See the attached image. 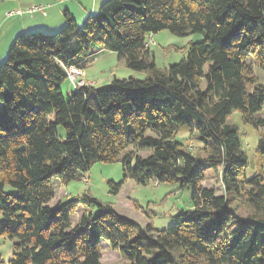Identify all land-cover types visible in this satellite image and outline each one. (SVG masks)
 Returning <instances> with one entry per match:
<instances>
[{
	"label": "trees",
	"instance_id": "obj_1",
	"mask_svg": "<svg viewBox=\"0 0 264 264\" xmlns=\"http://www.w3.org/2000/svg\"><path fill=\"white\" fill-rule=\"evenodd\" d=\"M64 16L55 32L18 33L0 64V236L13 241L8 264H102L101 240L123 264H264V133L247 176V154L228 120L238 112L264 127V84L253 75L255 65L264 68V0H104L81 26ZM163 29L203 38L159 69L144 42ZM95 48L146 76L63 92L67 69L86 68ZM181 133L198 143L195 152ZM120 153L125 179L191 187L190 207L171 226H141L88 192L50 205L54 182ZM206 168L218 173L223 194L201 184ZM121 183L109 181V193ZM239 198L249 216L232 206Z\"/></svg>",
	"mask_w": 264,
	"mask_h": 264
},
{
	"label": "rangeland",
	"instance_id": "obj_2",
	"mask_svg": "<svg viewBox=\"0 0 264 264\" xmlns=\"http://www.w3.org/2000/svg\"><path fill=\"white\" fill-rule=\"evenodd\" d=\"M10 0L0 1V64L7 58L8 48L14 41L18 33L22 32L21 25L30 24L31 22H41V26H52L58 22L60 15L66 22L64 13L67 11L75 20L76 24L81 26L84 19L89 15L96 13L97 9L104 0H44L43 3L48 5L46 15L34 14L31 18L30 14L7 16L11 10H26L28 6L22 3H10ZM28 3L32 0H23ZM78 12L84 16L78 17ZM65 25L63 23L56 30H59ZM47 28V27H46ZM49 31V32H54ZM154 44L150 47L154 62L157 68L164 69L168 65L178 62L185 54L187 46L190 42L201 41L203 34L199 32L189 33L187 35H176L167 29L158 31L152 35ZM86 70L85 68H76V73L67 72L68 80L62 84L63 92L67 89H73L75 81L86 75L85 81L90 85H101L106 83L113 77L127 78L134 76V78H144L146 76L144 71H135L128 68L122 60H118L116 54L106 50L98 51L93 49L89 56ZM247 61H251L248 58ZM81 75H79V72ZM253 75L256 80L264 84V68H259L256 65L253 67ZM102 80L101 83L93 82L92 80ZM259 116L264 117V112ZM229 122L237 125L238 137L243 144L248 158L247 176L253 174L256 170L255 166V149L259 134L264 133V127L255 129L250 124L244 123L238 112H233L229 118ZM57 134L59 137H64V129L61 126L57 127ZM184 144L189 145L194 149L198 148L196 141L187 139V133H181ZM192 149V150H193ZM124 153L118 155V160L114 162H94L87 171L81 173L80 177L72 179L67 183L54 182L55 196L50 205H54L58 200H68L73 198L76 194L88 192L89 195L97 198L102 202H110L114 210L126 216L141 226L151 224L153 229H163L171 226L173 223V216L177 211L183 208L190 207V199L192 189L190 186L179 188V183H158L156 181H149L145 184H137L130 178H124L121 158ZM147 153L141 152V156H146ZM82 176V177H81ZM109 181L115 183L122 182L119 192L116 195L109 193ZM201 184L205 187L214 188L216 194H223V188L219 180L217 172L210 168L204 170V180ZM9 189V188H8ZM11 190V189H9ZM242 199L239 198L232 203L236 207L237 213L241 217L250 215V210L244 206ZM83 203H80V207ZM80 211V210H79ZM78 213L72 216V222L77 221ZM12 240L0 236V264H8L12 254ZM101 263L102 264H123L125 259L118 251L111 250L110 246L105 240H101Z\"/></svg>",
	"mask_w": 264,
	"mask_h": 264
},
{
	"label": "crops",
	"instance_id": "obj_3",
	"mask_svg": "<svg viewBox=\"0 0 264 264\" xmlns=\"http://www.w3.org/2000/svg\"><path fill=\"white\" fill-rule=\"evenodd\" d=\"M43 1L44 0H32V2H30V3H28L27 1H23V0H10L9 2L10 3H15V4H20V3H22L25 7L26 6H28V7H30V6H34V5H42V6H45V4H41V3H43ZM47 7H48V5H46ZM47 7L45 8V10L47 11ZM16 11H20V10H16ZM10 12H12V10L10 11ZM23 14H27V15H29L28 13H26L25 12V10H23L22 11V13L21 14H17V15H23ZM34 14H36V13H34ZM34 14H32V15H30L31 16V18L33 17V15ZM45 15H46V13H45ZM45 15H42V16H45ZM78 15H80V16H78V17H82V16H84L83 14L81 15L79 12H78ZM58 16V22L56 23V24H53L52 26H46L45 28H44V26H41V22H38L37 21V23H33V22H31L30 24H28L27 26H26V24H22L21 25V29H22V32H27V31H34V30H42V31H44V32H49V31H54V30H56L58 27H60L63 23H65V20L60 16V15H57ZM55 32V31H54ZM153 35V34H152ZM154 40V39H153ZM96 49V48H95ZM99 52L100 51H102L103 49H97ZM109 52V51H108ZM87 66H89V65H87ZM87 66H86V68H87ZM86 68H85V70H86ZM86 76V75H85ZM84 76V77H85ZM129 77H134V76H129ZM85 79H87V77H85ZM87 80H89V79H87ZM93 82H99V83H101L102 82V80H97V79H95V80H92ZM110 81V79L108 78L107 80H106V83L107 82H109ZM94 86H98V85H94ZM68 90V89H67Z\"/></svg>",
	"mask_w": 264,
	"mask_h": 264
},
{
	"label": "built area",
	"instance_id": "obj_4",
	"mask_svg": "<svg viewBox=\"0 0 264 264\" xmlns=\"http://www.w3.org/2000/svg\"><path fill=\"white\" fill-rule=\"evenodd\" d=\"M45 6H42V5H34V6H30V7H28L26 10H25V12L26 13H28V14H30V15H32V14H34V13H39V14H45ZM22 13V11H12V12H7V16H11L12 14H21ZM155 42H154V40H153V37H152V33H148V34H146V39H145V42H144V44H145V46L146 47H149V46H152L153 44H154ZM76 68L77 67H75V66H72V67H69L68 69H67V72H71V71H73V73H76ZM81 72L82 71H80L79 72V75H81ZM77 74V73H76ZM77 83V81H75V84ZM74 84V88L73 89H78L81 85H90V84H87V82L85 81V79H84V75L81 77V79L78 81V85H75Z\"/></svg>",
	"mask_w": 264,
	"mask_h": 264
}]
</instances>
